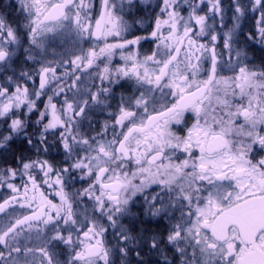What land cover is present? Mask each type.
<instances>
[{
    "label": "snow or ice",
    "instance_id": "1",
    "mask_svg": "<svg viewBox=\"0 0 264 264\" xmlns=\"http://www.w3.org/2000/svg\"><path fill=\"white\" fill-rule=\"evenodd\" d=\"M12 7L15 24L0 14V149L19 140L29 154L0 167V264H264V65L236 40L251 11L247 39L264 46V0H160L131 39L137 0H100L97 14L94 0ZM65 33L91 45L48 60ZM21 49L38 68L17 72Z\"/></svg>",
    "mask_w": 264,
    "mask_h": 264
},
{
    "label": "flooded vegetation",
    "instance_id": "2",
    "mask_svg": "<svg viewBox=\"0 0 264 264\" xmlns=\"http://www.w3.org/2000/svg\"><path fill=\"white\" fill-rule=\"evenodd\" d=\"M245 3H248V0H244ZM95 3V9L94 14H97L99 11V5L100 0H94ZM160 3V0H144V2H141V0H137L138 7L133 10V13L137 19L143 18L144 24H136L131 34L128 35V38L131 39L136 35H147L152 28V19L156 12L159 11V8L157 5ZM223 3L227 6L230 4V0H223ZM13 5H16V0H0V11H4L6 15H10V17L13 19V17H16L14 15H18V11H16L15 7H12ZM186 14V13H185ZM258 13H253L249 11L247 15L241 20V25L251 26L253 25V19L256 20L258 18ZM8 16V19L10 18ZM231 11L229 10L226 15L225 22L228 24H231ZM68 45H60L57 44L56 49L53 51L56 56L55 60H59L61 58H67V54L77 51L79 47L88 48L91 45L90 41H79V39L73 34L70 33V38L67 41ZM141 53H150L155 48V43L149 39L141 41V44L139 46ZM66 52V55L64 53ZM113 63H122L119 61V57H115L113 60ZM23 65V64H22ZM29 65V64H28ZM25 66V65H24ZM63 68L58 69V74L63 72ZM89 72L94 70H88ZM224 75H231V72L225 71L223 73ZM84 75V84L85 85H91L92 84V77L88 76L87 73ZM38 83V81H37ZM127 86L124 88H117L115 91L117 94L125 92ZM62 99V98H61ZM116 101L113 100L112 104L115 106ZM106 113H101L99 111H96L93 114V119L97 121V127L99 126V123L102 122L104 119H106ZM27 146L22 144L19 140H14L13 142H10L9 145L5 148V150H0V167L5 166L6 164H12L14 162V158L18 157L21 153H25V148ZM29 154V153H25ZM52 156L59 160L61 159V155L53 149ZM81 187V182H76L72 188L69 189V191H74L77 188ZM9 191L7 189H0V201H2L4 198H6L9 195ZM9 213L12 214V216L20 215L21 213H26V209H20L18 206L15 207V209H9ZM10 217L4 213L0 215V225L6 224L9 222ZM154 229L156 228L155 225L152 226ZM163 225L160 226L157 230H162ZM33 239L35 242V234L33 233ZM151 259L155 260V257H152Z\"/></svg>",
    "mask_w": 264,
    "mask_h": 264
},
{
    "label": "rangeland",
    "instance_id": "3",
    "mask_svg": "<svg viewBox=\"0 0 264 264\" xmlns=\"http://www.w3.org/2000/svg\"><path fill=\"white\" fill-rule=\"evenodd\" d=\"M5 11V10H4ZM4 11H0V14H4L6 18L8 19V16L6 15ZM16 17H13V19L10 17L8 20L15 24L17 21H19L22 17L21 13H18V15H14ZM253 25L245 26L241 25L240 29L237 32L236 40H237V46L241 48L244 52L247 53V61L250 65H257L261 66L264 65V46H261L259 43H256L254 41L248 40L247 36L250 32H255L256 30V20L253 19ZM70 38V33H65L62 36L56 37L54 40H49L48 46H47V59L55 61L56 56L54 55L53 51L56 49L57 44L60 45H68L67 41ZM66 55V52L64 53ZM19 59L16 61L15 68L17 72H19L22 68H38V64H33L31 61L24 62V53L23 49L20 50L18 53ZM23 64V65H22ZM29 64V65H28ZM25 65V66H24ZM6 148V147H5ZM5 148L0 150H5Z\"/></svg>",
    "mask_w": 264,
    "mask_h": 264
},
{
    "label": "water",
    "instance_id": "4",
    "mask_svg": "<svg viewBox=\"0 0 264 264\" xmlns=\"http://www.w3.org/2000/svg\"><path fill=\"white\" fill-rule=\"evenodd\" d=\"M2 213H0V215H1Z\"/></svg>",
    "mask_w": 264,
    "mask_h": 264
}]
</instances>
